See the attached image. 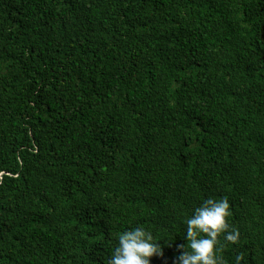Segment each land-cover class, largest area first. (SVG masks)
<instances>
[{
	"label": "trees",
	"instance_id": "obj_1",
	"mask_svg": "<svg viewBox=\"0 0 264 264\" xmlns=\"http://www.w3.org/2000/svg\"><path fill=\"white\" fill-rule=\"evenodd\" d=\"M208 198L221 264H264V0H0V264L137 227L173 264Z\"/></svg>",
	"mask_w": 264,
	"mask_h": 264
},
{
	"label": "clouds",
	"instance_id": "obj_2",
	"mask_svg": "<svg viewBox=\"0 0 264 264\" xmlns=\"http://www.w3.org/2000/svg\"><path fill=\"white\" fill-rule=\"evenodd\" d=\"M230 206L226 199L208 198L186 219L187 246L179 245L173 264H221L219 238L236 244L239 232L228 223ZM164 250L150 231L137 227L119 234L108 264H151L152 258H163ZM240 257H237L239 264Z\"/></svg>",
	"mask_w": 264,
	"mask_h": 264
}]
</instances>
